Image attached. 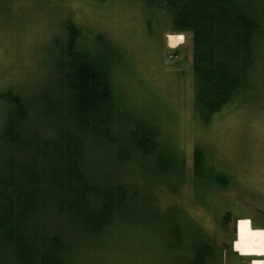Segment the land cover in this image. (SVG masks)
<instances>
[{
    "label": "trees",
    "instance_id": "1",
    "mask_svg": "<svg viewBox=\"0 0 264 264\" xmlns=\"http://www.w3.org/2000/svg\"><path fill=\"white\" fill-rule=\"evenodd\" d=\"M148 1L168 8L173 31L192 35L195 108L205 121L248 92L262 37L254 0ZM65 28L52 89L41 92L33 107L13 91L2 95L10 111L0 129L1 264H75L74 240L106 236L134 209H155L147 220L166 215L152 194L116 181L115 171L132 162L144 163L154 184L169 173L183 174L184 157L174 151L173 158L155 125L143 118L123 122L115 84L122 53L102 34L83 41L86 31L72 20ZM36 113L46 130L29 124ZM100 145L113 151L106 165L114 172L97 167ZM208 162L196 147L197 181L227 188L230 177ZM181 213L167 239H192L187 264H214L218 246ZM197 229L203 233L198 238L207 239L196 241Z\"/></svg>",
    "mask_w": 264,
    "mask_h": 264
},
{
    "label": "rangeland",
    "instance_id": "2",
    "mask_svg": "<svg viewBox=\"0 0 264 264\" xmlns=\"http://www.w3.org/2000/svg\"><path fill=\"white\" fill-rule=\"evenodd\" d=\"M254 1L262 37L256 42L250 88L205 121L195 108L192 35L172 30V14L164 4L0 0V129L10 111L4 93L13 91L33 107L41 92L52 89L58 77L60 43L66 37L65 23L72 20L86 31L83 41L88 34H102L122 53L115 84L124 104L123 122L143 118L152 123L172 156L176 151L185 159L183 174L169 173L154 184L156 180L148 178L147 167L138 160L122 172L108 167L113 151L100 145L95 154L97 167L116 170L120 176L116 181L152 194L157 207L167 213L154 221L147 219L155 209H134L106 236L80 243L74 240L75 264H187L192 239L169 241L166 235L167 228L181 219V212L218 246L221 252L217 251L214 264L252 263L250 256L235 251L233 243L241 218L264 228V0ZM179 34L184 35L183 42L173 43L171 37ZM41 121L36 113L29 124L46 130ZM196 147L203 150L209 164L230 177L227 188L197 181ZM196 233V241L206 238H198L203 235L198 229Z\"/></svg>",
    "mask_w": 264,
    "mask_h": 264
},
{
    "label": "bare ground",
    "instance_id": "3",
    "mask_svg": "<svg viewBox=\"0 0 264 264\" xmlns=\"http://www.w3.org/2000/svg\"><path fill=\"white\" fill-rule=\"evenodd\" d=\"M173 43H181L184 35L172 36ZM235 251L241 256L252 257L251 264H264V228H255L249 218H241L236 224Z\"/></svg>",
    "mask_w": 264,
    "mask_h": 264
},
{
    "label": "water",
    "instance_id": "4",
    "mask_svg": "<svg viewBox=\"0 0 264 264\" xmlns=\"http://www.w3.org/2000/svg\"><path fill=\"white\" fill-rule=\"evenodd\" d=\"M235 236H236V233H235ZM235 241H236V240H234L233 246H234V244H235ZM234 249H235V248H234Z\"/></svg>",
    "mask_w": 264,
    "mask_h": 264
},
{
    "label": "flooded vegetation",
    "instance_id": "5",
    "mask_svg": "<svg viewBox=\"0 0 264 264\" xmlns=\"http://www.w3.org/2000/svg\"><path fill=\"white\" fill-rule=\"evenodd\" d=\"M252 222L254 223V221L252 220Z\"/></svg>",
    "mask_w": 264,
    "mask_h": 264
}]
</instances>
